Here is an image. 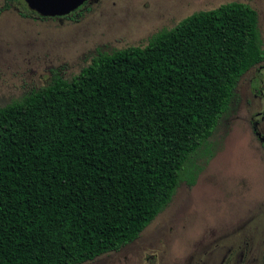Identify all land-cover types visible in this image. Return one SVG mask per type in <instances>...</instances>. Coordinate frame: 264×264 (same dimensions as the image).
Here are the masks:
<instances>
[{
	"label": "trees",
	"instance_id": "obj_1",
	"mask_svg": "<svg viewBox=\"0 0 264 264\" xmlns=\"http://www.w3.org/2000/svg\"><path fill=\"white\" fill-rule=\"evenodd\" d=\"M261 59L258 12L233 1L0 106V264H81L136 240L196 182Z\"/></svg>",
	"mask_w": 264,
	"mask_h": 264
},
{
	"label": "rangeland",
	"instance_id": "obj_2",
	"mask_svg": "<svg viewBox=\"0 0 264 264\" xmlns=\"http://www.w3.org/2000/svg\"><path fill=\"white\" fill-rule=\"evenodd\" d=\"M11 1L18 9L12 6L0 15V106L46 86L53 72L72 79L98 52L145 46L194 12L240 0H88L67 15L44 20L23 0ZM242 1L257 8L264 33V0ZM236 105L195 156L196 182H182L138 239L81 264H181L195 247L248 227L245 220L256 214L258 222L251 225L259 224L264 151L257 152L258 142L243 119L246 105Z\"/></svg>",
	"mask_w": 264,
	"mask_h": 264
},
{
	"label": "flooded vegetation",
	"instance_id": "obj_3",
	"mask_svg": "<svg viewBox=\"0 0 264 264\" xmlns=\"http://www.w3.org/2000/svg\"><path fill=\"white\" fill-rule=\"evenodd\" d=\"M23 1L30 8L26 0ZM93 1L94 0H92L91 2ZM237 2H243L255 8L252 3H248L242 0ZM14 5L15 4L11 0H4V2L0 5V15L3 11L11 8L12 6L15 7ZM255 9L257 10V8ZM30 10L32 13L35 12L36 15L43 20L44 17H50V16H44L32 8H30ZM25 13H29V12H25ZM259 32L261 39L262 59L259 62H257L255 65H253L250 69H248L241 76L236 86L234 96L230 101L228 110L222 114L218 124L220 123V120L229 113L230 110L231 111L235 110V109H231L232 106H235L237 104L236 106H238V108H241L242 105L245 104L246 115L244 116V118L241 117V119L243 118L247 123L250 129L251 136H253L258 142V145L255 144L256 148L258 149L257 152L260 151L259 153H261L260 149H263L264 151V33H261L260 26H259ZM262 32H263V28H262ZM100 54H103L102 51L98 52L97 56H99ZM96 57H94V59ZM246 79H247V84L245 83ZM243 81L245 82L243 83ZM241 83L243 84L242 86ZM251 141H253V139ZM260 207H261L259 208L260 210L264 209V204ZM256 218H257V214L254 215L252 219L245 220L246 222L244 223V225L247 223L248 227L247 226H245L244 228H242L241 226L237 227V229H235V233L232 234L233 231L230 232L231 235L225 237L221 236L216 240L210 241L209 242L210 244H208L207 242L205 245L201 247H195V249L189 254V256H186L181 261V264H264V214L260 215L259 224L251 225L254 224V222H258L256 221ZM239 229L242 231H240ZM246 230H248V233L243 232Z\"/></svg>",
	"mask_w": 264,
	"mask_h": 264
},
{
	"label": "water",
	"instance_id": "obj_4",
	"mask_svg": "<svg viewBox=\"0 0 264 264\" xmlns=\"http://www.w3.org/2000/svg\"><path fill=\"white\" fill-rule=\"evenodd\" d=\"M88 0H26L30 8L44 16H62L78 9Z\"/></svg>",
	"mask_w": 264,
	"mask_h": 264
}]
</instances>
